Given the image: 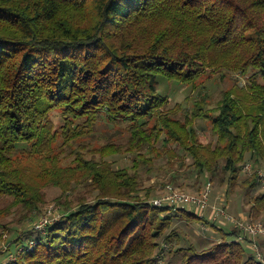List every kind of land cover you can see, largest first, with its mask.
I'll return each instance as SVG.
<instances>
[{"label": "trees", "instance_id": "obj_1", "mask_svg": "<svg viewBox=\"0 0 264 264\" xmlns=\"http://www.w3.org/2000/svg\"><path fill=\"white\" fill-rule=\"evenodd\" d=\"M215 73L236 75L215 106L204 93L192 109L171 107L158 90L159 75L200 89ZM199 120L214 142L201 141ZM104 124L126 126L129 138L88 157L81 141ZM158 142L178 145L197 179L219 178L227 192L247 159L264 158V0H0V229L11 231L14 211L18 222L38 217L51 187L63 209L43 231L17 235L4 264H263L234 227L151 203L139 170ZM116 154L134 155L133 165L115 167ZM79 186L86 194L71 200ZM249 204L250 218L264 216V193ZM176 220L221 238L180 245Z\"/></svg>", "mask_w": 264, "mask_h": 264}, {"label": "rangeland", "instance_id": "obj_2", "mask_svg": "<svg viewBox=\"0 0 264 264\" xmlns=\"http://www.w3.org/2000/svg\"><path fill=\"white\" fill-rule=\"evenodd\" d=\"M221 73H215L209 79H202L200 83L204 84V87L200 89H193L191 86L179 84L177 82L169 81L165 76L159 75L158 90L160 93L170 96V106H174L179 103L182 105V110H189L193 108L195 97L198 98L204 93H208L210 98L208 102L210 106H215L217 101L221 98L223 90L233 85L234 78L236 75L227 73L224 78L220 77ZM242 83L244 80H240ZM181 110V111H182ZM185 114L182 111L179 114L180 118H184ZM56 124L59 126L62 123V119L57 112L53 114ZM206 121L199 120L197 125L200 133L201 141L205 143L214 142L216 137L212 133L209 125ZM119 127V126H118ZM118 127H112L111 125L104 124L98 128L94 138L90 137L82 140V144H85L87 148L86 153L88 157L94 156L95 158L100 157V153L97 151L107 142H114L117 144H124L129 138V132L125 128L126 126L121 125ZM84 147V148H85ZM77 148V147H75ZM158 154L152 152H146L148 157L152 158L150 165H143L140 167V174L144 182L145 187H152L151 200L160 197L164 191L166 184H172L173 186L182 189L184 191L195 193L199 191L201 187H204L207 182H211V194L210 203L213 206L216 203L226 205V211L234 215L235 217L246 215L249 216V202L251 197L258 193H264V184L261 182L254 191H247V187L243 184L245 179L251 176L254 172L264 174V158H253L247 159L245 164H251V169H245L243 166L240 172V178L238 185L235 187L236 190L227 192V183L222 184L219 178L210 180L208 175L202 174L198 179L196 178L197 171L191 165V158L183 152L176 144L165 146L162 142L156 144ZM171 150V151H170ZM97 151V152H96ZM134 155L131 154H116L111 156L110 161H114L115 167L132 166V158ZM72 158L64 159L65 163L71 161ZM244 164V165H245ZM177 178V179H176ZM172 180V181H170ZM84 185V184H83ZM201 185V186H200ZM86 188L83 186L77 187V191L70 196L71 200H75L79 194H86ZM61 190L58 187H51L46 190V204L42 207V213L38 217H34L31 220H24L18 222L20 211H14L13 214L7 217L5 220L8 223L11 231L7 229H0L2 232L3 241H0V264H4L9 260L11 256H14V252L17 248H20L16 241L17 235L25 237L27 228L30 229L33 224L40 220L43 216H49V218H55L60 216L63 212L61 205L56 201L60 196ZM4 205L5 202H1ZM0 205V206H1ZM211 210V209H209ZM206 214H209V211ZM264 223V216L256 219ZM175 224L179 228L181 235L180 245H188L194 243L200 248L206 245L210 241H217L221 238V234L212 230L210 225L204 223H188L184 220H176ZM204 224V225H203ZM216 226L223 228L224 230H231L234 226L230 223L216 222ZM207 226V229L206 227ZM1 235V234H0ZM256 241L259 244L258 238ZM10 247L8 251L7 247ZM249 250V249H248ZM251 252V250H249Z\"/></svg>", "mask_w": 264, "mask_h": 264}, {"label": "built area", "instance_id": "obj_3", "mask_svg": "<svg viewBox=\"0 0 264 264\" xmlns=\"http://www.w3.org/2000/svg\"><path fill=\"white\" fill-rule=\"evenodd\" d=\"M245 169L250 170L251 164H245ZM260 181L264 184V174L259 173ZM211 185L209 181L204 187H201L199 191L192 193L179 189L172 184H166L164 193L157 198L151 200V203L155 206H185L194 208L196 213L206 214L210 211V221L212 222H225L231 223L237 230V240L243 241L249 238L250 246L255 251L256 258L264 264V252L260 249V245L256 241L257 238L264 239V223L259 220H254L246 215L235 217L231 213L226 211V205L216 203L213 206L210 203ZM59 218V215L55 218H49V216H43L34 224L35 230L43 231L48 225ZM207 229V226H205ZM34 244L30 242V247ZM14 259V256H11ZM156 264H163L162 259L158 260Z\"/></svg>", "mask_w": 264, "mask_h": 264}, {"label": "crops", "instance_id": "obj_4", "mask_svg": "<svg viewBox=\"0 0 264 264\" xmlns=\"http://www.w3.org/2000/svg\"><path fill=\"white\" fill-rule=\"evenodd\" d=\"M209 214H210V212H209ZM227 222H228V221H227ZM227 222H226V223H227ZM228 223H229V222H228ZM230 224H231V223H230Z\"/></svg>", "mask_w": 264, "mask_h": 264}]
</instances>
